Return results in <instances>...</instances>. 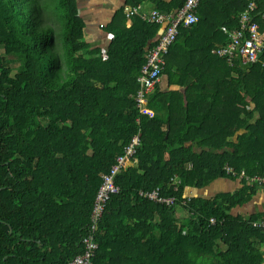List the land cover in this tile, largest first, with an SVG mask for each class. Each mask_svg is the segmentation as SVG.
<instances>
[{"label":"trees","instance_id":"obj_1","mask_svg":"<svg viewBox=\"0 0 264 264\" xmlns=\"http://www.w3.org/2000/svg\"><path fill=\"white\" fill-rule=\"evenodd\" d=\"M146 2L174 13L185 0H126ZM246 5L200 0L198 21L179 26L161 76L189 70L191 62L182 60L209 52L208 40L225 44L221 27L237 28ZM263 12L259 0L253 15L261 28ZM131 19L127 25L119 9L105 26L112 38L101 49L85 40L76 0H0V264H67L81 253L101 176L135 134L140 142L132 164L115 176L119 191L106 203L94 234L93 263L264 264V232L230 213L256 185L243 179L244 188L233 194L185 195L187 187L233 177L228 167L264 174V64L243 65L235 57L241 63L229 66L216 58L225 71L214 81L226 80L235 93L226 118L200 110L198 102L183 105L178 92H160L157 85L148 106L167 112L163 130L165 122L140 114L134 100L146 51L157 43L161 26ZM247 97L260 106H247ZM207 117L213 122L204 123ZM188 141L200 150L185 146ZM156 188L177 204L139 194ZM177 207L185 217L176 216Z\"/></svg>","mask_w":264,"mask_h":264},{"label":"built area","instance_id":"obj_2","mask_svg":"<svg viewBox=\"0 0 264 264\" xmlns=\"http://www.w3.org/2000/svg\"><path fill=\"white\" fill-rule=\"evenodd\" d=\"M123 1L122 9L127 18L139 16L143 21L161 26V34L158 36L157 43L146 51V62L141 67L140 75L137 78L138 87L134 95L138 112L155 117L156 111L148 106V97L161 80L162 69L165 65L164 56L178 35L179 26H189L198 21L196 9L200 0H185L184 5L174 13L162 12L156 8L150 12H144L140 5H131L126 3V0ZM258 1L247 0L246 8L239 16L237 28L228 30L227 27H221L222 31L227 34L228 40L222 46L213 49L216 55L226 57L229 62L234 57H239L241 62L245 64L255 62L264 64V59L260 58V55L264 53V28L260 27L253 15ZM261 17L264 19V13L261 14ZM139 142V134H135L130 142L124 146L123 153L115 158V162L110 166L108 172L102 174V183L96 192L90 212L88 230L81 239L82 252L74 256L67 264H94L92 258L98 249V242L94 238L97 225L111 195L119 191L118 186L115 185V176L130 162ZM227 171L235 177L245 179L249 185H264V174L248 176L243 171L237 174L229 167ZM139 194L149 201L167 206L175 205L178 202L177 198L173 196H161L158 188L141 191ZM209 221L210 224L215 223L213 218H210ZM248 222L252 228L264 232V216L248 220Z\"/></svg>","mask_w":264,"mask_h":264},{"label":"crops","instance_id":"obj_3","mask_svg":"<svg viewBox=\"0 0 264 264\" xmlns=\"http://www.w3.org/2000/svg\"><path fill=\"white\" fill-rule=\"evenodd\" d=\"M78 6V12L82 17L85 23V40L91 43L96 47H100L101 49L107 48L109 42L112 38V35L107 32L105 26L112 21L116 12L122 8L124 1L123 0H76ZM142 11L150 12L154 7L150 2H146L143 4H139ZM124 13V12H123ZM264 13V12H263ZM262 14V13H261ZM260 14V17H261ZM125 15V14H124ZM127 25L131 23V18H127ZM262 20H264L261 17ZM257 21V20H256ZM258 23V21H257ZM259 24V23H258ZM260 25V24H259ZM214 32V33H213ZM211 34L213 38H215L217 31H213ZM217 40H208V43H213V46L209 49L210 51H195L193 53V57L189 59H183V62H191L189 66V70L187 69L185 72L179 73V77L175 75L173 78H168L165 75L162 76L159 84L158 90L160 92L167 91H176L182 97V104L185 105L186 102L195 103L198 102V106L200 110L204 111H212V109L216 110L217 114L221 118H226L224 111L226 106L230 107L229 104L232 105L234 101L232 100V94L235 93L231 90V84L227 85L226 80H219L215 82V79H218V74L222 75L225 71V67L223 62L218 58H223L226 60L227 65L234 66L236 60L239 61L238 58H235L234 64L233 61L229 62L226 57L218 56L214 53L213 49L217 46H222L223 44L218 43ZM207 57L212 59H207ZM189 60V61H187ZM243 64V62L241 63ZM246 65V64H243ZM255 76H261L260 72H254ZM231 77L236 78L237 74L233 71L230 73ZM164 78V79H163ZM178 80L181 81L177 82ZM222 84V85H221ZM221 85V86H220ZM241 90L242 87H239ZM178 98V97H177ZM198 98V100H197ZM238 98H244V95L240 93ZM248 104L250 108L260 106V102L256 100H251L247 97ZM238 108L243 109V103L237 105ZM248 107V108H249ZM153 109V108H152ZM155 110V109H153ZM156 111V116H158L164 123L162 126L163 130H166L167 124V112L166 111ZM243 110H241L242 112ZM215 112V111H214ZM215 112V113H216ZM255 118L259 117V110H257L254 114ZM243 118V117H242ZM213 122L212 117H207L204 119V123L210 124ZM228 127H230L228 125ZM242 130L236 132L232 137L229 136V139H235V137L242 133ZM208 132H204L201 135H206ZM193 135H198L196 132ZM185 146H192L195 151H199L200 148L197 144L192 143L190 141L185 143ZM221 148V147H220ZM225 148V147H224ZM223 148V149H224ZM230 147L226 145V149L231 150ZM222 152V149L221 151ZM132 164L129 162L125 167H128ZM234 177V178H233ZM218 177L212 180L207 185L195 188V187H187L185 190L186 196H199L202 198H211L218 194H233L236 191L244 188L243 179L238 177ZM177 217L183 218L186 216V212L180 207L176 208ZM231 214L235 216H241L245 221L250 220V218L257 216V218L264 216V185L262 186H253V192L250 194V197L243 202L241 205H237L232 208Z\"/></svg>","mask_w":264,"mask_h":264},{"label":"rangeland","instance_id":"obj_4","mask_svg":"<svg viewBox=\"0 0 264 264\" xmlns=\"http://www.w3.org/2000/svg\"><path fill=\"white\" fill-rule=\"evenodd\" d=\"M165 77V80H166V75L164 76ZM164 79V78H163Z\"/></svg>","mask_w":264,"mask_h":264}]
</instances>
